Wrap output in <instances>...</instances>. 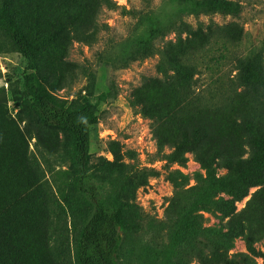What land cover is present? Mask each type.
Instances as JSON below:
<instances>
[{"label":"rangeland","instance_id":"rangeland-1","mask_svg":"<svg viewBox=\"0 0 264 264\" xmlns=\"http://www.w3.org/2000/svg\"><path fill=\"white\" fill-rule=\"evenodd\" d=\"M162 1L11 0L10 8L28 36L39 32L38 72L58 97L94 101L107 90L110 72L117 95L100 103L90 127V164L106 177L107 192H120L128 203L117 264H264V235L248 243L229 230L223 202L230 195L217 190L206 198L201 161L223 176L226 159L253 152L250 130L264 135V0H231L242 6L238 16L183 14L197 29L191 44L179 39L187 33L173 29L157 38V47L170 42L174 52L196 58L188 75L170 64L160 69L159 54L108 71L100 53L109 54L139 13L157 10ZM24 67L0 36V133L9 129L16 150L10 155L0 141V264H56L51 254L59 245L68 261L60 232L71 217L57 201L71 180L61 151L66 136L32 125L14 103L11 88ZM92 73L96 93L88 95ZM197 128L203 139L177 157L184 132ZM28 164L39 178L31 190ZM253 193L264 217V183L250 187L236 211Z\"/></svg>","mask_w":264,"mask_h":264},{"label":"trees","instance_id":"trees-1","mask_svg":"<svg viewBox=\"0 0 264 264\" xmlns=\"http://www.w3.org/2000/svg\"><path fill=\"white\" fill-rule=\"evenodd\" d=\"M10 2L0 0V36L6 40L9 50L17 51L25 60L23 73L11 88L12 99L15 104L22 105L32 125L59 130L66 136L61 151L69 164L71 180L57 201L60 207L63 208V204L67 206L71 217L67 231L63 234L59 231L66 241L68 261L63 259V245L53 249L51 259L56 264H117L128 203L120 192H107L106 177H99L90 164V127L97 122L100 103L117 95L110 72L106 78L107 90L97 93L94 101L83 97L70 100L58 97L38 72L37 57L42 44L39 32L34 36L26 34L14 17ZM207 12L238 16L242 6L231 0H163L157 10L140 12L138 22L127 38L114 44L109 54L101 52L99 61L109 71L136 57L159 54L160 69H164V64H170L188 75L196 64V58L174 52L170 42L157 47L155 40L173 29L179 35L187 33L185 38L179 39L182 43L191 44L197 29H192L182 15ZM94 93L92 73L88 95ZM8 130L1 129L0 141L3 149L7 144L11 155L16 153L15 138L8 135ZM250 132L253 135V152L245 158L226 159L224 167L227 172L223 176H214L209 162L202 158L201 161L208 173L207 184L203 188L206 198L217 190L226 191L230 198L223 202V208L231 216L229 230L241 234L248 243H254L264 235V217L256 193L251 194L241 210L236 211L235 205L236 201L248 195L250 187L264 183V135L252 129ZM202 139L203 132L198 128L192 133L185 131L175 146V155L178 157L186 150L194 149ZM28 166L31 174L27 178V186L31 190L39 178H33L35 170L30 164ZM43 176L42 173L41 179Z\"/></svg>","mask_w":264,"mask_h":264}]
</instances>
